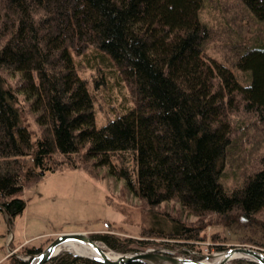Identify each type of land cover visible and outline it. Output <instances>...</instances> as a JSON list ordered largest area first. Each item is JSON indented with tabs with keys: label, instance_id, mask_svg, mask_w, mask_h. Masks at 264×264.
Wrapping results in <instances>:
<instances>
[{
	"label": "trees",
	"instance_id": "obj_1",
	"mask_svg": "<svg viewBox=\"0 0 264 264\" xmlns=\"http://www.w3.org/2000/svg\"><path fill=\"white\" fill-rule=\"evenodd\" d=\"M202 2L0 0L1 211L22 214L24 187L42 172L104 170L156 217L174 204L198 219L167 210L143 237L264 251L263 142L256 152L245 144L264 130V45L245 48L232 67L206 58ZM241 2L264 23V0ZM83 67L127 90L100 128ZM110 226L92 237L125 250ZM42 249L0 264H30ZM47 264L102 263L64 252Z\"/></svg>",
	"mask_w": 264,
	"mask_h": 264
},
{
	"label": "rangeland",
	"instance_id": "obj_2",
	"mask_svg": "<svg viewBox=\"0 0 264 264\" xmlns=\"http://www.w3.org/2000/svg\"><path fill=\"white\" fill-rule=\"evenodd\" d=\"M199 15L201 21L212 31V39L204 51L206 58L232 67L245 48L264 45V23L257 20L241 0H203ZM79 70L81 76L89 82L88 89L95 101L96 126L100 128L108 120L115 118V112L121 109L124 97L128 96L127 90L119 85L109 84L98 71L85 67ZM254 134L259 139L254 136L246 138V147L254 150L259 140L263 145L257 151H264L263 127L258 126V132L255 131ZM88 172L80 167L42 172L41 178L35 180L36 183L24 187L26 208L22 214L11 218L0 210V262L26 246L41 247L43 251L63 233L81 232L91 237L94 234H105L110 229V224L119 227L112 233L125 243V250L116 251L98 240L111 254L130 255L159 249L171 257L214 264L218 258L210 259L208 256L224 252L215 250L209 240L185 244L168 238L143 237L142 234L153 232L157 228L163 217L167 216L164 214L167 210L173 216H181L189 224L196 223L198 219L188 216L174 204H163L156 208V217L142 201L124 189L121 181L106 176L104 170H99L98 173L89 169ZM205 226L209 237L212 226L208 223ZM222 244L224 243L221 241L219 245ZM236 246L242 244L234 243L227 247L230 249ZM64 252L76 255L68 250L59 254ZM237 260L239 259L227 264H235Z\"/></svg>",
	"mask_w": 264,
	"mask_h": 264
},
{
	"label": "water",
	"instance_id": "obj_3",
	"mask_svg": "<svg viewBox=\"0 0 264 264\" xmlns=\"http://www.w3.org/2000/svg\"><path fill=\"white\" fill-rule=\"evenodd\" d=\"M68 241H75L78 243H88L95 246L99 252V256L95 259L102 264H131V263H142V264H203L200 261L181 259L177 257H171L161 253L159 249L147 250L144 252H138L135 254L117 255L116 257L108 255L104 249L99 245V242L94 240L91 236L85 235L84 233H63L58 236L50 245L42 251V253L35 258V261L31 264H47L52 258L57 256L59 252L57 249ZM110 253V252H109ZM77 255V254H76ZM81 256V255H79ZM240 256V257H237ZM210 259H220L219 262L214 264H227L229 261L234 259H246L258 264H264V252L261 249L248 247V246H236L226 250L223 253L209 255ZM89 258V257H88Z\"/></svg>",
	"mask_w": 264,
	"mask_h": 264
},
{
	"label": "bare ground",
	"instance_id": "obj_4",
	"mask_svg": "<svg viewBox=\"0 0 264 264\" xmlns=\"http://www.w3.org/2000/svg\"><path fill=\"white\" fill-rule=\"evenodd\" d=\"M77 233V232H76ZM78 233H81V232H78ZM86 235V234H85ZM93 238V237H92ZM94 239V238H93ZM95 240V239H94ZM98 241V240H96ZM53 242V241H52ZM51 242V243H52ZM99 242V241H98ZM50 245V244H49ZM48 245V246H49ZM99 245L104 249V251L110 255V256H113V257H116L118 254H111L109 252H107L105 250V248L99 243ZM45 250V249H44ZM63 250H68V251H71L73 252L74 254H78V255H82V256H85V257H90V258H96L99 256V252L97 250V248L91 244H88V243H78V242H75V241H68L66 243H64L63 245L59 246V248L57 249V252H61ZM42 253V252H41ZM40 253V254H41ZM39 254V255H40ZM39 255H36V256H33V258L30 260V259H26V260H30V264L33 263L35 261V258L38 257ZM56 257V256H55ZM54 257V258H55ZM237 257H240V256H237ZM222 258L218 259V262L221 260ZM95 260V259H93ZM97 261V260H96ZM36 262V261H35ZM99 262V261H98ZM101 263V262H100ZM214 263V262H213ZM167 264V263H166ZM189 264H195V263H189ZM203 264H208L207 262H203Z\"/></svg>",
	"mask_w": 264,
	"mask_h": 264
}]
</instances>
